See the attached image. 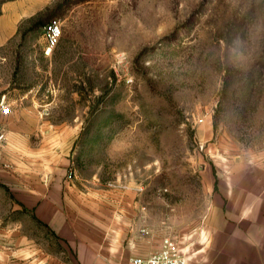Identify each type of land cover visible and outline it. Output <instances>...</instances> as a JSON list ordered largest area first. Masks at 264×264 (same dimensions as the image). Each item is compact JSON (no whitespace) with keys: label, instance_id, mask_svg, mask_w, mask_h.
Instances as JSON below:
<instances>
[{"label":"rangeland","instance_id":"obj_1","mask_svg":"<svg viewBox=\"0 0 264 264\" xmlns=\"http://www.w3.org/2000/svg\"><path fill=\"white\" fill-rule=\"evenodd\" d=\"M55 17L46 55L36 23ZM3 95L39 104L79 177L123 188L139 230L184 249L224 199L216 176L264 181V0H0ZM0 222L61 252L4 183Z\"/></svg>","mask_w":264,"mask_h":264},{"label":"crops","instance_id":"obj_2","mask_svg":"<svg viewBox=\"0 0 264 264\" xmlns=\"http://www.w3.org/2000/svg\"><path fill=\"white\" fill-rule=\"evenodd\" d=\"M41 111L39 104L12 105L3 119L10 167L0 164V182L48 225L42 226L58 236L64 251L44 250L0 222V264H126L131 256L154 253L162 240L136 226L127 191L84 182L77 169L67 178L71 138L42 120ZM247 172L218 175L224 199L205 217L203 238L182 249L189 264H264V181Z\"/></svg>","mask_w":264,"mask_h":264},{"label":"built area","instance_id":"obj_3","mask_svg":"<svg viewBox=\"0 0 264 264\" xmlns=\"http://www.w3.org/2000/svg\"><path fill=\"white\" fill-rule=\"evenodd\" d=\"M63 35V23L58 17L52 18L43 28V37L45 39L44 52L51 55L58 46ZM4 109H8L5 113ZM12 104L6 100V95L0 98V164L9 168L10 164L4 161L3 148L6 142V131L2 126L3 119L10 114ZM76 175V169L72 165L67 178L72 179ZM126 264H189L188 258L182 251L178 241L172 237H165L161 247L149 256L134 255L131 256Z\"/></svg>","mask_w":264,"mask_h":264},{"label":"trees","instance_id":"obj_4","mask_svg":"<svg viewBox=\"0 0 264 264\" xmlns=\"http://www.w3.org/2000/svg\"><path fill=\"white\" fill-rule=\"evenodd\" d=\"M63 5V4H62ZM61 7V5H57L56 6V9L55 10H57V8H60ZM53 15H55V14H53ZM52 19V18H51ZM51 19H49V21L51 20ZM49 21H46V20H41V21H38L37 23H36V27L37 28H40V27H43L44 28V26L49 22ZM43 30V29H42ZM218 177L216 176V179H215V188H216V190H218V179H217ZM0 184H2L1 182H0ZM7 186V185H6ZM18 203L22 206V209H23V211H29L20 201H18ZM32 217L34 218V220L37 222V223H39V224H41V225H45L47 228H49L48 227V225H46L42 220H40L39 218H37L35 215H33L32 214ZM53 234H54V236L58 239V236L54 233V232H52ZM60 244V243H59ZM60 251H64V248H63V246L60 244V249H59Z\"/></svg>","mask_w":264,"mask_h":264},{"label":"snow or ice","instance_id":"obj_5","mask_svg":"<svg viewBox=\"0 0 264 264\" xmlns=\"http://www.w3.org/2000/svg\"><path fill=\"white\" fill-rule=\"evenodd\" d=\"M4 111H5V113H7L8 112V109H4Z\"/></svg>","mask_w":264,"mask_h":264}]
</instances>
